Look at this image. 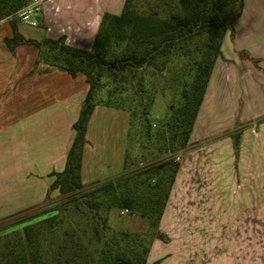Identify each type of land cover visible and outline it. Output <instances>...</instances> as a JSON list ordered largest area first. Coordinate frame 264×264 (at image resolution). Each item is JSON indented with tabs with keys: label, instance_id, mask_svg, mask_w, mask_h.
<instances>
[{
	"label": "crops",
	"instance_id": "1",
	"mask_svg": "<svg viewBox=\"0 0 264 264\" xmlns=\"http://www.w3.org/2000/svg\"><path fill=\"white\" fill-rule=\"evenodd\" d=\"M124 1L42 0L37 26L17 21L14 28L24 40L63 39L89 50L102 15H118ZM10 21L0 20V218L46 199L51 174L64 169L88 88L82 74L70 77L51 65L44 47L21 43L10 51ZM241 52L260 60L259 68ZM220 53L157 222L165 241L152 240L146 264H264V238L256 239L264 236V0H244ZM128 123L126 111L94 107L83 184L122 172Z\"/></svg>",
	"mask_w": 264,
	"mask_h": 264
},
{
	"label": "trees",
	"instance_id": "2",
	"mask_svg": "<svg viewBox=\"0 0 264 264\" xmlns=\"http://www.w3.org/2000/svg\"><path fill=\"white\" fill-rule=\"evenodd\" d=\"M135 1L125 0L118 15L108 13L102 15L89 50L67 46L63 39L44 40L41 43L24 40L15 31V21H10L13 36L4 40L10 51L21 43H29L36 48L44 47L48 54L46 60L51 65L58 67L70 77L81 73L88 88L80 105L78 118L72 124L74 138L66 156L64 169L60 173L51 174L54 180L48 188L47 196L52 191L58 194L56 202L48 211L52 215L37 226L22 228L21 233H15L11 240L5 241L0 247V264H70L76 258L93 262L96 257L97 264H146L149 246L141 260L129 250L115 248L113 242L107 239L105 221L98 216L100 202L96 200V195L107 194L114 179L95 184L96 188L91 186L88 191L81 193L86 188L80 175L82 150L86 142L87 123L94 107L103 104L124 110L122 106L101 102L98 96L100 81L105 72H115L128 78L138 70L160 71L175 51H181L185 56L190 55L193 76L189 86L181 89L179 96L182 105L175 111L178 119L175 125H178L180 120L184 130L179 137L172 136L174 147L178 150L184 149L213 65L221 56L222 39L226 32L232 33L233 23L242 12L244 0H153V7L141 12H137ZM28 2L29 0H0V20L14 15ZM240 56L258 67L257 63L260 60L243 52ZM235 137L238 138V135ZM234 147L237 151V142L234 143ZM177 169L176 163L173 165L172 177L160 206L156 225ZM131 201L125 198L115 200L125 210L131 207ZM70 210L83 221L84 228L78 232L72 222L70 228L62 233L57 249L52 250L51 229L61 214ZM30 211H22L18 216ZM88 229L91 230V234L86 245H82L79 240L87 237ZM154 237L165 240L160 233H155ZM44 243L47 245L43 251ZM61 254L69 255L70 263L62 262Z\"/></svg>",
	"mask_w": 264,
	"mask_h": 264
},
{
	"label": "rangeland",
	"instance_id": "3",
	"mask_svg": "<svg viewBox=\"0 0 264 264\" xmlns=\"http://www.w3.org/2000/svg\"><path fill=\"white\" fill-rule=\"evenodd\" d=\"M153 4V0H136L135 8L137 12L146 11ZM16 14L9 19L17 22ZM191 62L190 55L185 56L181 51H175L160 71L138 70L128 78L115 72H105L100 81L98 96L101 102L122 106L124 110H118L128 113L130 123L128 150L122 172L111 178L114 179L113 185L107 194L96 195V200L100 202L97 213L105 221L107 239L113 242V246L129 250L138 260L144 258L145 249L156 238L155 233H158L156 221L172 177L173 165L180 162V156L190 146L187 144L184 149H176L172 144V136L179 137L184 130L180 120L175 125L178 122L175 111L182 105L179 96L181 89L189 86L193 76ZM236 127L238 130L234 135L242 129V124L237 122ZM91 138L98 139V135L96 137L93 133ZM105 181L108 180L82 183L86 188L81 193L88 191L91 186L96 188L95 184ZM46 198L40 205L26 209L31 210L27 214L18 216L20 212H17L0 218V221L6 220L0 222V247L5 241L11 240L15 233H21L22 228L37 226L52 215L48 211L56 202L58 194L52 191ZM116 198L132 200L131 207L125 210L115 202ZM72 222L75 224L74 228L81 232L84 228L83 221L75 213L70 210L61 214L51 229L52 250L57 249L62 233L70 228ZM90 234L91 230L88 229L87 237L79 242L86 245ZM257 238L263 242L264 236L256 235ZM46 245L47 243L43 244V251ZM60 260L70 263L71 257L61 254ZM84 263L97 264V257L93 262L76 258L70 264Z\"/></svg>",
	"mask_w": 264,
	"mask_h": 264
},
{
	"label": "built area",
	"instance_id": "4",
	"mask_svg": "<svg viewBox=\"0 0 264 264\" xmlns=\"http://www.w3.org/2000/svg\"><path fill=\"white\" fill-rule=\"evenodd\" d=\"M41 3L42 0H31L28 5L19 10L16 14L19 23L28 27L37 26L36 17L40 13Z\"/></svg>",
	"mask_w": 264,
	"mask_h": 264
}]
</instances>
